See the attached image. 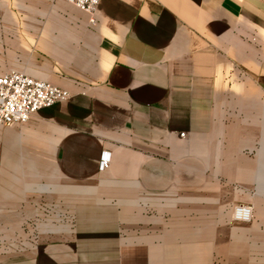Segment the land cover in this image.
<instances>
[{
    "label": "crops",
    "instance_id": "obj_1",
    "mask_svg": "<svg viewBox=\"0 0 264 264\" xmlns=\"http://www.w3.org/2000/svg\"><path fill=\"white\" fill-rule=\"evenodd\" d=\"M6 9L0 74L70 96L0 125V216L59 218L0 264H264V144H224L241 101L264 111V0H100L94 22L65 0Z\"/></svg>",
    "mask_w": 264,
    "mask_h": 264
},
{
    "label": "built area",
    "instance_id": "obj_2",
    "mask_svg": "<svg viewBox=\"0 0 264 264\" xmlns=\"http://www.w3.org/2000/svg\"><path fill=\"white\" fill-rule=\"evenodd\" d=\"M89 15H94L100 0H65ZM68 90L53 85L47 80L38 79L20 71L0 74V125L26 123L39 110L50 107L69 98ZM184 136V133H180ZM111 153L102 151L99 158V170H105L110 164ZM252 218V205L236 203L232 206V219L236 222H248Z\"/></svg>",
    "mask_w": 264,
    "mask_h": 264
},
{
    "label": "rangeland",
    "instance_id": "obj_3",
    "mask_svg": "<svg viewBox=\"0 0 264 264\" xmlns=\"http://www.w3.org/2000/svg\"><path fill=\"white\" fill-rule=\"evenodd\" d=\"M0 12L2 16H7V9L0 10ZM33 13V15L43 16V5L33 9ZM16 15L21 16L18 12ZM19 43L23 47L28 46V43L22 39ZM240 107L241 115L237 127H231V122H224L225 132H229L228 136L224 137V144L263 145L264 111H259L258 107L252 104L246 106L242 101ZM48 219L59 218H43V214L40 216H0V259L35 251V247L43 243V233H41L43 222L49 221ZM63 219L66 220V218Z\"/></svg>",
    "mask_w": 264,
    "mask_h": 264
}]
</instances>
